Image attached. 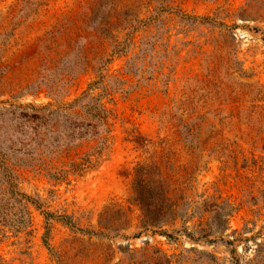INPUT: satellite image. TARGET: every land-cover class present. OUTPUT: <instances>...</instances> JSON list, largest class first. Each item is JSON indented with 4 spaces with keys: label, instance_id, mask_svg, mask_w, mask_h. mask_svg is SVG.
<instances>
[{
    "label": "rangeland",
    "instance_id": "obj_1",
    "mask_svg": "<svg viewBox=\"0 0 264 264\" xmlns=\"http://www.w3.org/2000/svg\"><path fill=\"white\" fill-rule=\"evenodd\" d=\"M36 1L38 9L24 15L17 11L19 0H0V150L12 162L16 188L30 198L24 203L31 214L21 231L1 226L0 264H157L163 257L169 264H264V169L243 166L244 158L264 157V131L249 137L236 117L250 109L252 93L264 103V0L243 16L246 0ZM165 3L172 8L160 10ZM124 4L136 8L139 18L160 14L102 70L113 88L109 155L81 175L50 178L31 161L42 145L30 140L33 123L23 120L18 106L53 101L36 85L42 77L69 70L55 96L71 100L99 72L96 59L80 69L77 49L84 37H76L67 53L45 56L47 65L51 56L58 60L54 70L44 69L38 40L63 22L65 32L57 36L63 41L81 30L95 5L100 16ZM212 16L219 23L204 19ZM100 52L106 55L109 46ZM136 53L133 75L125 62ZM185 123L197 134L191 141L178 133ZM64 133L50 130L60 140ZM142 163L150 175L160 170L166 176L165 188L183 212L161 228L144 229L131 199L135 168ZM21 207L10 198L6 221L17 223ZM42 210L53 214L46 234ZM64 215L74 226L60 219ZM202 226H211L206 239L199 237Z\"/></svg>",
    "mask_w": 264,
    "mask_h": 264
},
{
    "label": "trees",
    "instance_id": "obj_2",
    "mask_svg": "<svg viewBox=\"0 0 264 264\" xmlns=\"http://www.w3.org/2000/svg\"><path fill=\"white\" fill-rule=\"evenodd\" d=\"M19 1L20 7L17 11L24 15L36 11L40 6V2L36 0ZM261 2L263 1L246 0L245 4L240 7L241 12H239V15L243 16L245 15L244 12L256 10L257 5L261 4ZM97 8L98 6L95 5L90 9L88 20H83L81 30H76L68 38L59 41L57 36L64 33L66 28L65 24L60 22L55 26V30H47L45 32L44 36L38 40L37 48L42 52L41 61L44 69L54 70L57 67L58 60L55 61V58L51 56V60L47 65L45 56L47 57L50 52L67 53L75 47L76 43L74 45L71 44L76 40V37H84L86 42L77 49L83 54L79 60V63H81L80 69L83 70L87 66H93L91 61L96 59V70L99 72L98 78L91 81L87 88L78 96L71 100H63L58 99L55 95L66 82V76L70 75L69 70L62 72L63 75L57 78L52 77L44 80V77H42L36 85L42 86L46 93L53 98V101H48L42 105L19 104L18 106L23 120L33 123L32 133L29 134L24 128L23 132L30 135V140H38L37 145H42L40 156L33 157L31 161H34L37 169L43 170L50 178L56 180H63L69 175H81L83 172L96 167L109 155L112 144V126L110 121L112 108L109 103L113 102V88L104 82L102 70L111 61L110 56L116 53H121L122 55L126 51L130 41L134 40L136 31L151 21L157 20V16L160 14V11H156L148 18H139L136 15V8L134 9L124 4L119 8L113 5V10L107 9L105 15L101 14L99 16ZM158 8L159 6L156 7V10ZM160 8V10H169L172 6L165 3L160 5ZM179 9L177 8L175 11L177 14H180L181 17H189V15L179 12ZM193 18L203 23L200 21L203 20L202 18H198L197 16ZM204 19H209V23H219L216 22L213 16L204 17ZM121 33H123V36H121ZM105 46H109L107 56L100 52L101 48ZM138 48L142 50L143 54V48L141 46H138ZM90 53L93 55L90 56ZM137 56L138 54L136 53L134 57L125 62L127 72L133 75L136 74V69L138 68L135 62ZM237 69H240V67L237 66ZM140 70H144V68L142 67ZM140 80L138 79V81ZM251 96L253 102L250 105V109L244 116H236L243 123L245 122L249 137L253 134L256 135L255 132L260 133L264 131V103H258L259 98L253 93ZM233 116L232 114L231 117ZM257 121L263 123V126L258 125ZM57 127L65 129L62 140L58 136L53 137L50 134V130L53 131ZM178 133L182 140L184 139L185 141H191L197 136L194 128L188 126L187 123L184 124V127L178 129ZM262 149H264V141ZM238 151L235 152V157H237ZM244 163V167L252 164V168H249L252 170H255L254 168L257 167L264 169L263 156L251 159L244 158ZM11 166L12 162L8 160L6 153L0 150V174L6 182V185L0 182V230L3 229L1 226L7 225L15 231H21L31 222L30 211L24 203L30 198L16 188L12 180ZM145 169L146 167L143 163L138 164L135 168L131 183V199L140 209L139 222L144 229L161 228L163 224L174 220L176 216H182L183 212L179 210V207L177 208L179 204L172 198L169 190L165 188L164 181L166 176L160 170L150 175ZM10 198L18 201L24 211V216L15 224L10 222V220L6 221V215L11 213ZM42 211H44L46 218V230L44 232L46 234L48 230V218L53 214L47 210ZM63 217H66V215L60 216V219L74 226L73 223L67 222ZM102 226L105 227V224ZM210 231L211 226L207 228L205 226L199 227V237L206 239L211 234ZM217 231L221 233L222 228H219ZM89 233L103 234L104 232L102 230H91ZM187 233L190 234L191 231ZM169 262V257H163L161 262L157 264H169Z\"/></svg>",
    "mask_w": 264,
    "mask_h": 264
}]
</instances>
